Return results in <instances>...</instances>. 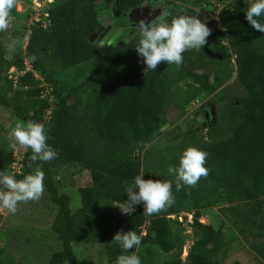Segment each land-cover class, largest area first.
<instances>
[{
  "label": "trees",
  "instance_id": "16d2710c",
  "mask_svg": "<svg viewBox=\"0 0 264 264\" xmlns=\"http://www.w3.org/2000/svg\"><path fill=\"white\" fill-rule=\"evenodd\" d=\"M18 1L15 0L10 10L8 28L0 30V108L10 110L25 123L46 120V143L57 155H63L65 160L89 172L91 177L88 186L75 190L81 205L74 210L72 198L60 189L53 175L54 159L33 161L31 150L27 149L24 158L18 161L11 154L5 156L0 151V163L9 167L13 163L21 166L20 173L14 176L16 180L32 174L37 166L44 173V189L51 204L57 208L53 224L61 245V250L52 254L49 264H76L73 244L81 240H97L105 244L106 264H115L118 256L134 254V249L123 252L113 241L117 233L128 231L141 236V245L147 246V255L138 253L143 261L152 263L148 257L156 247L172 255L162 264H185L182 260L186 241L184 223L179 221V216L166 217L197 209L208 199L206 193H213V189L205 187L206 184L220 190V201L227 205L225 209L237 230L245 238L257 241L252 243V249L264 261V33L254 30L245 19L251 2L241 11L225 7L219 13V30L224 41L221 42L218 31L213 37V47L220 54L235 57L237 77L220 97L219 121L209 129V142L194 139L195 134L190 131L187 139L167 153L148 149L143 155L148 166L142 169L140 157L134 154L160 128L162 116L173 98L174 87L193 81L202 90H209L211 72L208 64L187 50L182 54L183 61L179 66L161 62L154 72L145 75L144 66L117 62L96 79L95 76L101 75L105 68L107 57L126 43L121 42L117 47H98L90 41L103 23L96 7L101 0H57L54 6L47 7L50 22L47 30L40 24L27 29L30 17H24L27 22L24 28L30 34L27 49L32 71L18 79V89L15 90L14 81L8 78L7 72L12 67L23 70L25 61L23 53L14 49L13 42L10 41L11 46L7 43L9 36L6 32L10 31L15 19L23 18L16 11ZM145 1L151 0H104V3L111 8L112 16L128 24L129 13ZM160 1L171 13L169 22L176 15L196 16L201 21L198 11L185 5L189 0ZM198 1L202 4L209 2ZM260 22L264 23V17ZM139 39L137 36L134 43ZM34 48L37 49L34 51ZM10 49L14 51L11 59L8 58ZM90 62L97 65L88 79L67 89L60 88L55 82L53 100L41 98L42 79L34 77L35 71L52 83V73L57 68L77 69ZM92 81V97L84 112H80L70 105L69 100L77 98L78 92ZM11 93L14 95L12 100ZM187 148L206 154L204 167L208 172L195 186L182 185L177 191L175 178L167 169L178 165L179 157ZM4 170L0 166V171ZM141 173L145 180L171 183V206L166 205L150 216L144 215V207L134 206L132 215H111L105 219L107 209L115 203H124L126 187ZM235 203L243 206L235 207ZM97 209H103L99 211L105 220L101 229L91 216ZM199 216L195 213L190 226L197 238L186 262L219 264L217 257L223 244V229L200 223ZM146 224V236H142Z\"/></svg>",
  "mask_w": 264,
  "mask_h": 264
},
{
  "label": "rangeland",
  "instance_id": "374dc122",
  "mask_svg": "<svg viewBox=\"0 0 264 264\" xmlns=\"http://www.w3.org/2000/svg\"><path fill=\"white\" fill-rule=\"evenodd\" d=\"M50 0L42 1H24L19 0L16 6V11L23 15L21 19H15V22L6 32L7 43L11 46L10 41L13 42L14 49L23 53V58L30 69L32 63L29 59L28 43L30 34L25 30L24 17H30L27 29L30 26L37 24L38 14L43 15L47 10L48 5L54 6L57 3H49ZM251 0H209L207 4H202L198 0H189L185 4L188 7L196 9L199 13L213 15L214 19L219 20V13L225 7L241 11ZM99 18L101 20H112L115 24L116 17L112 16L111 8L104 3V0L96 4ZM132 13V12H131ZM128 15V20L130 14ZM27 23V22H26ZM220 28L213 29L209 32L205 45L201 49H189L191 53L202 59L208 64V69L211 72L210 88L205 91L199 88L193 81H185L174 87L172 92V100L170 101L165 113L162 116V123L153 138L144 144L140 145L138 151L134 154L140 157L142 169L147 168L148 161L143 158V155L148 149H154L162 153L169 152V149L177 146L189 137L190 131L195 134L194 139L209 142L208 132L211 126L219 121V112L222 108L220 97L225 91L226 87L232 85L237 77V67L235 57L226 53H218L213 47V37L219 31L221 42L224 41V35L220 33ZM13 33H12V32ZM12 33V34H11ZM13 36V38L11 37ZM12 39V40H11ZM223 39V40H222ZM133 39L126 44L113 51L107 57V63L102 70L101 75H96L98 79L106 74V69L112 68L117 62L135 64L144 66L142 59L138 57ZM9 47V46H8ZM10 48V47H9ZM37 48H34V51ZM14 51H8V58ZM14 56V54H13ZM97 63L90 62L77 69H60L53 71V81L48 83L44 76L34 72V77L42 79L40 87H43L41 98L52 101L53 85L55 82L59 83V87L67 89L75 86L83 80L88 79L95 71ZM12 74L14 81V89L16 82L21 77L18 68ZM13 68H11V71ZM32 71V70H31ZM9 72V71H8ZM7 72V74H8ZM199 72H202L200 70ZM9 76V75H8ZM10 77V76H9ZM8 77V78H9ZM10 79V78H9ZM94 88V81L90 82L84 90L79 91L77 98H71L69 103L72 107L77 108L78 111L84 112L85 107L92 97ZM10 99L14 98L13 93L9 94ZM178 110L180 114L172 122H169L168 116L171 112ZM207 112V115L205 114ZM46 120L40 122L46 128ZM22 120L17 119L10 110L0 108V151L5 156L12 155L18 161L24 158L27 149L20 148L13 149L11 145L15 143L14 138L10 136V132L17 125H25ZM57 164V165H56ZM55 165V166H54ZM53 175L57 181L60 189L72 198L73 209L80 207V196L76 195V189L79 187L88 186L91 183L89 172L83 171L80 167L72 162L65 160L63 155H56L54 158ZM0 166L6 174L17 176L20 172L16 168V164L7 166L0 163ZM164 174V171H160ZM175 178V177H173ZM206 188L213 189L212 192H207L208 199L200 203L197 209L180 212L177 215L167 216L166 218H174L179 216V221L184 223L186 234V241L183 247L182 260L187 264V256L190 248L196 240L197 236L194 230L190 227L193 224L195 213L199 214L198 220L202 224L212 225L216 229H223V244L217 261L219 264H264L262 258L252 249L253 239H247L239 233L233 220L226 211L227 205L220 201V190L216 189L212 184H206ZM263 201V199H262ZM121 204L115 203L107 209L104 218L107 219L111 215L124 216L120 209ZM143 207V204L136 205ZM235 207H242L243 204H234ZM103 209L94 210L93 218L96 221V226L101 229L105 221L99 211ZM57 215V208L50 202L49 194L45 191L39 200L20 202L17 205V211L13 215L7 210L0 209V264H49L53 253L61 250V245L58 241V234L55 231L53 221ZM74 253L76 256V264H106V245L97 240H81L73 244ZM134 255L138 257V253L147 255V246L140 245L133 248ZM153 254L151 257L152 263L140 259V264H162L164 261L171 258V254L163 253L160 249L153 247ZM68 264V263H66Z\"/></svg>",
  "mask_w": 264,
  "mask_h": 264
},
{
  "label": "clouds",
  "instance_id": "9594fccd",
  "mask_svg": "<svg viewBox=\"0 0 264 264\" xmlns=\"http://www.w3.org/2000/svg\"><path fill=\"white\" fill-rule=\"evenodd\" d=\"M14 3L15 0H0V30L8 28L9 13ZM160 9L161 14L155 20L147 24L142 20L137 28L140 39L135 50L142 59L145 75L154 72L161 62L179 66L183 61L182 54L189 49H201L209 36V29L196 16L176 15L169 22L171 13L163 6ZM261 17H264V0H251L245 19L254 30L264 33ZM10 136L15 141L11 147L30 149L33 161L48 162L57 155L46 143L48 137L43 124L27 122L25 125H17ZM205 160L204 152L187 148L179 157L178 165L168 167V174L175 177L177 191L182 185L195 186L202 176L207 175ZM143 177L142 173L137 175L132 184L126 187L127 199L118 207L122 214L132 215L135 212L134 206L143 204L144 215L150 216L173 203L170 182L145 180ZM44 187V173L39 166L22 180H16L13 175L0 171V209L14 215L18 203L39 200ZM113 241L123 252H128L140 245L141 236L132 231L121 232L113 237ZM115 264H140V260L134 254L120 255Z\"/></svg>",
  "mask_w": 264,
  "mask_h": 264
},
{
  "label": "water",
  "instance_id": "95a60500",
  "mask_svg": "<svg viewBox=\"0 0 264 264\" xmlns=\"http://www.w3.org/2000/svg\"><path fill=\"white\" fill-rule=\"evenodd\" d=\"M161 12L154 11L150 9L148 3L141 5L140 7L136 8L129 17V21L132 24V29H112L110 34L105 36L102 34L100 37L98 35L103 31L106 26H109L111 20H107L104 22L97 31L90 37V41L94 44V46L103 47L105 45L117 47L121 42L126 44L130 43L133 39H135L138 35V25L140 21H144L145 24L150 23L151 21L155 20L157 16H159ZM204 24L209 29V32L213 29H217L220 22L217 19H214L212 15L208 14H201ZM180 114V111L175 110L171 112L168 116L169 122H172L175 118H177ZM206 116L207 112H205Z\"/></svg>",
  "mask_w": 264,
  "mask_h": 264
},
{
  "label": "flooded vegetation",
  "instance_id": "af4514ba",
  "mask_svg": "<svg viewBox=\"0 0 264 264\" xmlns=\"http://www.w3.org/2000/svg\"><path fill=\"white\" fill-rule=\"evenodd\" d=\"M145 3H148V5H149L150 9L152 10V12H154V11L161 12V9L160 8L162 6L165 8V10L168 8V6L165 3L161 2L160 0L145 1L143 4H145ZM199 14L201 15L202 13H199ZM106 21L107 20H103V23L106 22ZM201 22L204 23V21L202 19V16H201ZM110 27L111 28H115V29H121V28H125V29L129 28V29H132V24L130 23V21H129L128 24H126V23H124L123 21H121L118 18L116 19L115 24H113V19H112L111 22H110V24H109V26H106L103 29V31L98 35V37H100L102 34H105V36L109 35L110 34V31L112 30V29H109Z\"/></svg>",
  "mask_w": 264,
  "mask_h": 264
},
{
  "label": "built area",
  "instance_id": "2783aa9c",
  "mask_svg": "<svg viewBox=\"0 0 264 264\" xmlns=\"http://www.w3.org/2000/svg\"><path fill=\"white\" fill-rule=\"evenodd\" d=\"M55 2V0H50L49 1V3H54ZM48 17H49V15H48V13H47V11H45V13L43 14V15H40V14H38V17L37 18H33V19H37V24H40V26H41V28L42 29H44V30H47L48 29V27H49V25H50V22H49V20H48ZM32 26H30L29 28H31ZM225 45H226V43H225ZM11 57H13V55H10ZM24 66H25V68L23 69V70H18V72H20L22 75L21 76H23L25 73H27V72H29V71H31L32 69H30L29 68V66H28V63H26V62H24ZM13 68V70L11 71V68L9 69V72H8V74L7 75H9L8 77L10 78V79H12L13 77H12V74L16 71V68L15 67H12ZM32 68V67H31ZM14 79V78H13ZM12 79V80H13ZM15 82H17V81H15ZM51 114V112L49 111L48 112V116ZM14 164V166H15V164H16V168L18 169V172H20V168H21V166L18 164V163H13ZM143 230H142V236H146V230H147V224L145 225V226H143V228H142Z\"/></svg>",
  "mask_w": 264,
  "mask_h": 264
}]
</instances>
